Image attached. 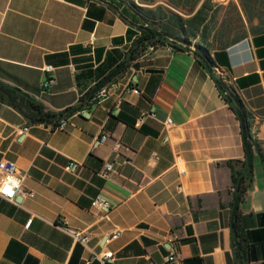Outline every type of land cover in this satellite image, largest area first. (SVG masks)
<instances>
[{"label": "crops", "instance_id": "1", "mask_svg": "<svg viewBox=\"0 0 264 264\" xmlns=\"http://www.w3.org/2000/svg\"><path fill=\"white\" fill-rule=\"evenodd\" d=\"M132 1L167 0H0V83L48 110L92 100L124 64L104 85L110 95L90 100L63 131L0 101V161L26 174L14 202L0 197V264H101L109 252L106 264H162L169 253L174 264H264V27L208 51L211 72L241 103L251 144L252 179L234 215L232 174L246 164L238 116L193 46L124 63L146 26ZM45 66L53 82L43 89ZM95 197L107 207H92Z\"/></svg>", "mask_w": 264, "mask_h": 264}, {"label": "trees", "instance_id": "2", "mask_svg": "<svg viewBox=\"0 0 264 264\" xmlns=\"http://www.w3.org/2000/svg\"><path fill=\"white\" fill-rule=\"evenodd\" d=\"M155 1L149 0L148 2L152 4ZM258 1L261 0H241L242 10L247 16L252 14L255 8L253 4L255 5ZM167 4L171 8L162 5H155L149 8L132 3L134 12L146 23V26L139 28V34L132 41L124 63L128 64L139 58L147 46L150 45L155 48L168 45L176 51H189V46H193L192 54L196 62L202 67L206 68L208 66L211 68V61L208 56L209 48L207 47L209 23L216 18L219 4L215 0H167ZM258 17L260 22L251 28L252 33L264 27V10L260 11ZM216 35L213 42L216 49L233 45L246 37V33L243 32L229 36V38L227 36V39L223 41V31L218 32ZM192 40H198L199 43L192 44ZM210 73L224 101L236 114L240 112L246 122L245 112L237 96L232 92L231 88L226 87L212 72ZM90 100L83 97L78 104L70 108L61 112H52L29 95L16 88L0 83V101L17 110L30 124L51 125L54 128L60 119L69 118L85 109ZM231 168L233 167L231 166ZM251 179L252 167L249 168L243 163L242 172L232 174L235 198H241L244 195ZM233 233L234 246L239 249V243L236 241L237 233L235 227Z\"/></svg>", "mask_w": 264, "mask_h": 264}, {"label": "built area", "instance_id": "3", "mask_svg": "<svg viewBox=\"0 0 264 264\" xmlns=\"http://www.w3.org/2000/svg\"><path fill=\"white\" fill-rule=\"evenodd\" d=\"M93 38L90 39L89 43H92ZM155 51L154 46H147V48L144 51L145 55H149ZM44 72L46 73V78L42 82V88L46 89L48 88L51 83L53 82V77L50 75L53 72V68L51 66H45ZM229 83H227L225 86L230 88ZM111 88L109 87H103L100 90L97 91V93L93 96L91 103H98L107 98L110 95ZM131 92L134 94H139L138 89L133 88L131 89ZM68 123V118L64 121L63 124L57 125V127L52 128L54 131H63ZM171 121L168 119L166 121V124L169 125ZM27 128H24V131H26ZM108 139V134H104L100 137V142H104ZM122 144L119 141H115L112 146L113 152L118 156L121 152ZM115 164L117 165V161L114 162H104L102 165L101 170L99 171V174L107 178L115 168ZM0 176H1V182H0V188H3L5 185H7L9 188L12 189L13 194L9 196L6 192H0V197L9 201L14 202L15 199L19 196V194L22 192L23 182L26 178V174L22 171H20L16 164L11 161H0ZM25 194L28 197H33L32 192H25ZM107 203L102 200L99 197H95L92 202L91 206L94 208H106ZM30 220L27 222V226L30 224ZM117 235L112 236V238H116ZM73 237L76 239V241L81 242L83 244L87 243L88 235L81 234V233H73ZM97 257V256H95ZM101 264H106L107 259L112 258V253H106L103 257H98ZM176 262V256L174 253H169L166 257H164L162 264H174Z\"/></svg>", "mask_w": 264, "mask_h": 264}, {"label": "rangeland", "instance_id": "4", "mask_svg": "<svg viewBox=\"0 0 264 264\" xmlns=\"http://www.w3.org/2000/svg\"><path fill=\"white\" fill-rule=\"evenodd\" d=\"M215 2L219 4V10L217 12L216 18L211 23H209L207 47L210 50L216 48L213 45V42L218 32L221 31L224 32V35L222 36L223 41L227 39V36L229 38V36H233L234 34H239L244 32L246 33V35H248L252 33L251 28L259 24L260 19L258 16L260 14V11L264 10V1L262 0L258 1V3H256L255 5L253 4L255 8L252 14L249 16H247L242 10L241 0H215ZM157 5L170 7L167 4V1H161ZM196 43H198V40H192V44H196Z\"/></svg>", "mask_w": 264, "mask_h": 264}, {"label": "water", "instance_id": "5", "mask_svg": "<svg viewBox=\"0 0 264 264\" xmlns=\"http://www.w3.org/2000/svg\"><path fill=\"white\" fill-rule=\"evenodd\" d=\"M124 67V64L118 65L112 72H110L105 78H103L100 82H98L94 88L87 94V97H91L97 93L98 90L104 87V85L109 82L113 77H115ZM206 69L211 72L210 67H206ZM238 119L241 124V129H242V138H243V145H244V150H245V157H246V165L250 168L252 166V154H251V146L248 141V136H247V126L246 122L244 120V116L238 112L237 113ZM240 197H236L234 204H233V209L232 213L235 215L238 204H239Z\"/></svg>", "mask_w": 264, "mask_h": 264}, {"label": "clouds", "instance_id": "6", "mask_svg": "<svg viewBox=\"0 0 264 264\" xmlns=\"http://www.w3.org/2000/svg\"><path fill=\"white\" fill-rule=\"evenodd\" d=\"M4 189H8V191H5ZM0 192H6L9 196L13 194L12 189L9 188L7 185H5L3 188H0Z\"/></svg>", "mask_w": 264, "mask_h": 264}, {"label": "bare ground", "instance_id": "7", "mask_svg": "<svg viewBox=\"0 0 264 264\" xmlns=\"http://www.w3.org/2000/svg\"><path fill=\"white\" fill-rule=\"evenodd\" d=\"M65 120H66L65 118L60 119L57 125H59V124H63ZM57 125H56L55 127H57ZM55 127H54V128H55Z\"/></svg>", "mask_w": 264, "mask_h": 264}, {"label": "snow or ice", "instance_id": "8", "mask_svg": "<svg viewBox=\"0 0 264 264\" xmlns=\"http://www.w3.org/2000/svg\"><path fill=\"white\" fill-rule=\"evenodd\" d=\"M5 191H8V189H4Z\"/></svg>", "mask_w": 264, "mask_h": 264}]
</instances>
